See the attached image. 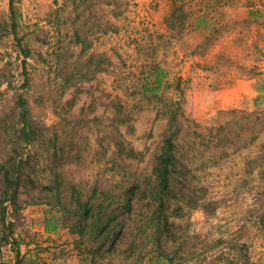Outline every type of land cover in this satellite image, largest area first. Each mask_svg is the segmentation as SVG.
Listing matches in <instances>:
<instances>
[{
    "label": "rangeland",
    "instance_id": "rangeland-1",
    "mask_svg": "<svg viewBox=\"0 0 264 264\" xmlns=\"http://www.w3.org/2000/svg\"><path fill=\"white\" fill-rule=\"evenodd\" d=\"M14 4L30 53L0 0V193L5 175L19 182L4 224L0 207V264H264V0ZM170 106L169 234L155 235Z\"/></svg>",
    "mask_w": 264,
    "mask_h": 264
},
{
    "label": "trees",
    "instance_id": "trees-1",
    "mask_svg": "<svg viewBox=\"0 0 264 264\" xmlns=\"http://www.w3.org/2000/svg\"><path fill=\"white\" fill-rule=\"evenodd\" d=\"M10 11H11V24H10V33H12L15 37V39L18 41L22 52L25 56L29 55V50L24 48L21 44V37L19 36L18 32V20H17V14H16V8L14 4V0H10ZM25 63V61H24ZM164 70L159 66H153L147 76V80L145 84H142V88L144 90H148L151 92H157L159 91L164 84ZM178 103V101H176ZM169 109H172L170 112L169 116V127L168 131L169 134L167 137L164 139L163 144L160 149V153L158 155L157 159V164L154 168V174H155V180L157 183L156 191H155V209L153 211V215L151 217L150 221V227L154 228V233L155 235H160L163 233L169 234V219H168V214H167V209H166V199L169 193V189L171 186V175L175 167V141H174V136H175V130L174 127H176L177 122H178V111L177 109L173 108V106H170ZM25 108L22 112L23 116V125L21 127V137L22 140L25 143H29L31 141V130L29 128V124L27 122V119L25 118ZM170 111V110H169ZM18 178L16 175H5L4 178V188L2 192L0 193V207H1V213H2V221L3 224L5 223V214H6V202H16L18 198ZM135 188L132 187L130 188V191L133 195ZM131 196L126 198V208L127 210L130 209L131 207ZM81 209L80 213L84 217H87L91 221V218L95 217V220H93L90 225L91 229L99 230V231H105V229L110 230L111 227V220L112 215L105 216L103 210H99L97 212V215L94 216V212L91 208L90 205L87 203L80 204ZM56 226L54 225L52 229H55ZM10 232L11 229L6 228V232L3 234V239L5 241L10 240ZM82 233H84V228L81 230ZM114 237L113 240L116 237L117 232H113ZM159 240V238H158ZM17 253H19V250L15 248ZM155 252L158 253V250L155 249ZM170 261H172V257L169 256L168 258ZM23 260L21 258H18L16 260V264H22Z\"/></svg>",
    "mask_w": 264,
    "mask_h": 264
}]
</instances>
